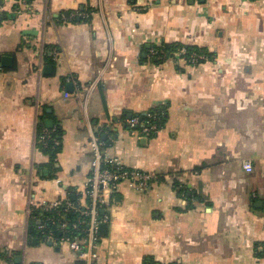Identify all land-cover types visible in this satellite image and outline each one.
<instances>
[{"label":"crops","instance_id":"1","mask_svg":"<svg viewBox=\"0 0 264 264\" xmlns=\"http://www.w3.org/2000/svg\"><path fill=\"white\" fill-rule=\"evenodd\" d=\"M175 43L211 56L148 54ZM159 104L154 135L127 128ZM92 134L153 175L110 194L93 264H264V0H0V264L77 260L30 212L83 196Z\"/></svg>","mask_w":264,"mask_h":264},{"label":"built area","instance_id":"2","mask_svg":"<svg viewBox=\"0 0 264 264\" xmlns=\"http://www.w3.org/2000/svg\"><path fill=\"white\" fill-rule=\"evenodd\" d=\"M78 15L86 16L82 12H78ZM148 54L156 55L157 50L151 47ZM185 54L186 49L180 48L174 61L185 58L183 57ZM200 58H203V54L192 52L186 60L196 62ZM148 117L147 120H142L138 116H130L126 120V126L143 135L157 132L155 124L151 121V114ZM53 131V129H42L37 142L47 144L50 140L58 145L59 140L52 135ZM92 140L94 143L93 157L83 196L76 201L66 198L40 204L31 208L30 212L32 215V210L36 209L42 215L40 218L32 215L31 218H37L36 228L41 231L46 240L56 244H66L77 253L78 258L72 264L94 263L97 257L95 247L99 239V228L107 221V217L101 214V211L107 207L110 194L117 189L118 184L121 181H128L139 188H145L153 177L150 173L123 166L116 157L103 155L101 148L105 143L98 134H92ZM244 168L251 170V163L245 162ZM60 214H63L62 217L59 216ZM68 214H73V216L68 217ZM48 223L56 225L58 235H54Z\"/></svg>","mask_w":264,"mask_h":264},{"label":"trees","instance_id":"3","mask_svg":"<svg viewBox=\"0 0 264 264\" xmlns=\"http://www.w3.org/2000/svg\"><path fill=\"white\" fill-rule=\"evenodd\" d=\"M182 47L186 49V54L183 56V57H185V59H187L188 55L192 52H197V53L203 54V58L198 59L196 62H191V61L187 60L191 64H197V63H199V62L203 61L204 59H207L211 56V53L202 47L175 43V44H162V45H158V46H153V48H155L157 50V54L152 55L151 57H153L157 61H163L168 57H172L173 60H175L177 58V56H176L177 51ZM149 114H151V121L155 124V126H156L155 128L157 130H159L163 126V124L166 120L167 111H166L165 105L159 104L158 106L150 108L145 113H134L131 116H138L142 120H147L149 118L148 117ZM128 118H130V116L127 117V119ZM41 131H42V124H39L38 125L37 138L40 136ZM155 133L156 132H151L150 135H154ZM52 135L56 139H59L60 131L55 129L53 131ZM36 145L39 149H41L43 152L47 153L50 156L51 161H53L56 153L59 151V148H60V144L55 145L50 140L47 141V144H43L42 142H37ZM152 178L153 177H151L150 182L152 181ZM54 214H56V213H54ZM32 215L33 216L36 215L37 218H40L42 216L40 214V212L36 209L32 210ZM62 215L63 214H60L59 216L62 217ZM72 216H73V214H68V217H72ZM37 218H35V219L31 218L29 221V225H30V228L32 230L36 228V225H37L36 219ZM48 227L51 228V230L55 236H56V234L58 235V231L56 230L55 224L48 223ZM144 264H162V263L154 261L150 257H146L144 259ZM164 264H175V263H164Z\"/></svg>","mask_w":264,"mask_h":264},{"label":"water","instance_id":"4","mask_svg":"<svg viewBox=\"0 0 264 264\" xmlns=\"http://www.w3.org/2000/svg\"><path fill=\"white\" fill-rule=\"evenodd\" d=\"M105 227H106V225H105V224H101L99 229H100V230H104V229H105Z\"/></svg>","mask_w":264,"mask_h":264}]
</instances>
